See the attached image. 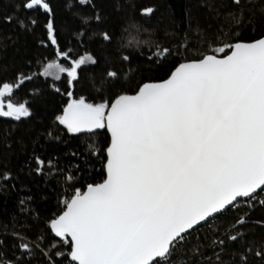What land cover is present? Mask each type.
<instances>
[{"label":"snow or ice","instance_id":"obj_1","mask_svg":"<svg viewBox=\"0 0 264 264\" xmlns=\"http://www.w3.org/2000/svg\"><path fill=\"white\" fill-rule=\"evenodd\" d=\"M10 6L0 12V32L11 29L0 53L12 46L19 64L0 69L13 72L0 81V119L15 122L0 136V191L22 176L57 186L46 214L28 194L0 222V264H264V234H252L264 229V216L253 218L264 213V0H203V24L189 14L163 39L135 19L155 8L135 0L115 5L132 10L119 32L100 0H68L71 23L57 19L53 0ZM93 43L117 58L86 76L100 60L74 57L72 45ZM41 78L47 90L15 101ZM50 96L57 103L38 115ZM53 143L68 147L53 153Z\"/></svg>","mask_w":264,"mask_h":264},{"label":"trees","instance_id":"obj_2","mask_svg":"<svg viewBox=\"0 0 264 264\" xmlns=\"http://www.w3.org/2000/svg\"><path fill=\"white\" fill-rule=\"evenodd\" d=\"M125 0H100V3L104 7V11L108 14V27L113 29L114 31L119 32L120 26L122 24L128 23V17L132 15V10L127 8L117 9L115 7L118 3H124ZM137 5V9L152 6L155 8L154 14L151 15L150 18H142L138 11L135 16V19L143 24L145 27L154 31L155 36L157 38L163 39L165 34L168 32L179 33L183 29L186 28L189 14L193 21L199 20L203 24L205 18L209 15V12L206 8L202 6L203 0H135ZM68 0H53V6L57 12V19L62 20L66 23L72 22V15L67 10ZM4 10L11 11L10 0H0V12ZM259 10V5H257V12ZM257 28L260 30H264V23L257 24ZM11 32L7 26H4L3 32H0V35H6ZM39 34V33H38ZM255 35H259V31L254 33ZM135 35V33H133ZM139 39H147V34H142L138 37ZM25 41H28L32 45V52H35L39 49V45L34 43V40L31 36H24L21 34L20 43L23 44ZM127 42V40L125 41ZM73 56L78 57L83 55L85 51L91 52L95 55L100 63L98 65H89L88 72L85 74L86 76H91L93 73L99 74L100 71L106 66L104 63V57L111 55L113 60H116V54L112 48L105 46H101L99 44H88L87 46L73 44ZM40 51H43L40 49ZM55 57L49 55L48 53H44V59H54ZM13 64H19V56L15 53L14 48L9 46L7 50V54L4 55L0 53V69H3L5 66H11ZM11 80L13 79V72L11 67L8 68V71L0 70V81L3 80ZM51 79H49V83ZM44 87L47 90V85L45 84L43 78L36 82H25L16 90L15 101L16 102H25L26 100L31 102L32 95L34 89L37 87ZM87 88V81L84 85L80 86L81 90ZM58 97L50 96L48 98L47 105L40 107L38 109V115H45V111L50 114L52 107L57 103ZM14 121L0 119V136H3L6 132L11 131V126L14 124ZM47 121L45 120V124ZM30 124L34 125L35 128H42V124L33 119L30 121ZM28 127V125H25ZM21 134L20 131L13 133V138L19 136ZM74 145L75 141L72 142ZM67 145H58L53 143V145L49 148L50 152L60 153L63 150H66ZM79 147L83 149L84 145L79 144ZM13 150L15 155L12 156V163L17 165L19 161L17 160V156L20 155V150L18 145H13ZM7 152V149L4 148L3 142L0 141V155H3ZM22 159V157H21ZM99 165H97V168ZM24 185L26 187H21ZM50 185V187H49ZM56 181L51 180L48 181L47 184L41 177L30 178L28 176H22L21 180L17 182L16 189H10L7 192L0 191V222L9 221V217H11L14 213H18L19 203L18 201L21 198H24L28 194H33L37 199V204L33 205V207H38L41 214H46L47 210L53 209L55 204L56 192L52 189L56 188ZM30 190V191H29ZM41 195H46L48 200L40 199ZM264 216L262 212H256L254 214V219H259ZM230 222V216H224L220 220L217 221V225L221 230L226 228ZM252 234L254 237H259L261 234H264V229H261L258 225L253 227ZM210 252V250H209ZM227 259V257H225Z\"/></svg>","mask_w":264,"mask_h":264},{"label":"rangeland","instance_id":"obj_3","mask_svg":"<svg viewBox=\"0 0 264 264\" xmlns=\"http://www.w3.org/2000/svg\"><path fill=\"white\" fill-rule=\"evenodd\" d=\"M49 79H51V78H49Z\"/></svg>","mask_w":264,"mask_h":264}]
</instances>
